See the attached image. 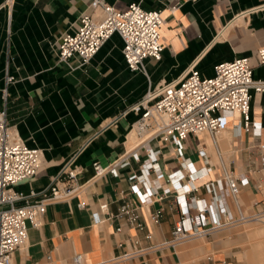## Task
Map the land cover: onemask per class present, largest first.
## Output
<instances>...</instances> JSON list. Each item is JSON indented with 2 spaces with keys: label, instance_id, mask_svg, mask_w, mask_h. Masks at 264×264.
I'll use <instances>...</instances> for the list:
<instances>
[{
  "label": "crops",
  "instance_id": "1",
  "mask_svg": "<svg viewBox=\"0 0 264 264\" xmlns=\"http://www.w3.org/2000/svg\"><path fill=\"white\" fill-rule=\"evenodd\" d=\"M90 1L0 0V107L12 132L42 152L37 173L15 186L23 194L46 188L72 157L81 182L91 177L94 161L107 165L121 157L130 148L137 118L124 111L146 92L148 81L173 79L191 64L210 76L214 64L237 56H252L254 78L264 79V64L253 57L264 45V0H105L119 10L136 2L162 12V56L145 60L149 79L128 69L117 34L83 66L76 57L71 67L58 62L62 34L77 28L81 14L92 12ZM6 71L14 80L4 99ZM238 120L229 119L217 148L207 133L189 135L180 153L155 139L149 147L157 168L142 170L147 151L139 149V159L118 167L117 176L107 173L78 195L49 203L39 227L27 221L28 238L14 252L13 263L72 264L73 255L82 253L84 264H264V92H252L250 128ZM175 172L183 189L168 178ZM141 173L153 191L149 201L140 195L143 184L129 178ZM225 173L244 177L239 210L230 196L225 201L234 218L240 212L245 219L172 245L175 222L196 213V199L207 207V225L212 223L206 184L225 186ZM102 202L107 209L101 212ZM125 203L136 208L134 224L114 216Z\"/></svg>",
  "mask_w": 264,
  "mask_h": 264
},
{
  "label": "built area",
  "instance_id": "2",
  "mask_svg": "<svg viewBox=\"0 0 264 264\" xmlns=\"http://www.w3.org/2000/svg\"><path fill=\"white\" fill-rule=\"evenodd\" d=\"M90 6L92 12L79 16L77 28L62 34L56 50L58 62L71 67V60L76 57L78 66H83L113 34H117L122 40L121 53L128 69L143 73L149 79L145 60L158 61L162 56V12L144 9L136 2L130 3L124 10L115 8L105 0H91ZM253 57L256 64H264V45L257 48ZM253 68L252 56H237L214 64L213 74L210 76L202 75L196 65L191 64L183 75L173 79L160 81L155 85L148 81L146 92L124 111L137 114V118L131 123V130H134L137 138L132 147L110 164L102 165L94 161L91 177L83 182L79 180L80 170L73 165L72 157L46 188L38 192L31 191L28 195L15 186L37 173L42 152L38 147L28 146L12 132L7 123L6 109L0 107V264H14V252L25 245L28 238L27 221L31 226L39 227L49 203L65 201L78 195L89 183L107 173L117 176L118 167L128 164L130 158L139 159V149L147 151L141 164L142 170L157 168L155 154L149 147L151 141L161 139L180 153L183 142L189 135L202 133H207L217 148L220 132L229 119L238 117V123L244 129H249L252 92H264V79H255ZM13 80L14 77L6 71L2 93L4 99L7 96V86ZM198 151L206 158L204 150ZM202 171L205 173L208 169L204 170L202 167ZM175 175L176 172L168 178L181 189L183 186L177 185L179 183ZM129 178L143 184L144 190L140 195L144 201H149L153 191L150 190L144 173L132 174ZM243 179V176L225 173V186L220 181L206 184V188L212 192V223L207 225V207L201 199H196V213L180 217L175 222L169 242L175 245L207 235L217 226L244 220L245 217L240 212L234 218L225 201V195L230 196L239 210L238 195ZM132 188L137 191V184H133ZM36 195L37 198H31ZM22 200L24 201L19 204ZM79 206L84 207V203L80 202ZM106 209L107 203L99 204V211ZM93 215L98 219V212ZM114 216L129 225L138 220L136 208L130 203L123 204ZM137 224L140 229L143 228L141 224ZM128 255L125 253V256ZM72 264H84L83 254L75 253Z\"/></svg>",
  "mask_w": 264,
  "mask_h": 264
},
{
  "label": "bare ground",
  "instance_id": "3",
  "mask_svg": "<svg viewBox=\"0 0 264 264\" xmlns=\"http://www.w3.org/2000/svg\"><path fill=\"white\" fill-rule=\"evenodd\" d=\"M235 115L237 116L238 113H235ZM232 124V123H231ZM225 131V130H224ZM228 132V131H227ZM224 133V132H223ZM129 134V133H128ZM225 134V133H224ZM228 134V133H227ZM231 134V133H230ZM229 136V135H228ZM226 136V137H228ZM231 137V136H230ZM221 138V137H220ZM128 139V137H127ZM135 144V132L134 130L131 131L130 135H129V142H128V146L129 147H132L133 145ZM212 144V143H211ZM258 230V229H257ZM259 231V230H258ZM263 231V230H262ZM255 232L257 233L256 229H255ZM261 232V229L260 231ZM255 235V234H254ZM200 244V242H198ZM194 244V243H193ZM258 244V243H257ZM198 245V244H197ZM201 245V244H200ZM259 245V244H258ZM195 247H199V246H195ZM264 260V259H263Z\"/></svg>",
  "mask_w": 264,
  "mask_h": 264
},
{
  "label": "rangeland",
  "instance_id": "4",
  "mask_svg": "<svg viewBox=\"0 0 264 264\" xmlns=\"http://www.w3.org/2000/svg\"><path fill=\"white\" fill-rule=\"evenodd\" d=\"M135 141H136V139H135ZM196 237H194V239H195ZM193 239V238H192Z\"/></svg>",
  "mask_w": 264,
  "mask_h": 264
}]
</instances>
